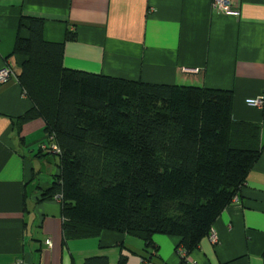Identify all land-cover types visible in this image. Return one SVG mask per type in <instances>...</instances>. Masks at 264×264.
<instances>
[{
    "label": "crops",
    "instance_id": "1",
    "mask_svg": "<svg viewBox=\"0 0 264 264\" xmlns=\"http://www.w3.org/2000/svg\"><path fill=\"white\" fill-rule=\"evenodd\" d=\"M212 2L0 0V69L13 73L0 84V264H84L93 257L179 264L183 249L178 237L154 235L151 251L139 238L107 230L64 242L61 207L43 199L50 181L39 176L44 163L47 174L55 172L38 155L45 123L18 125L33 102L17 79L27 57L14 48L17 38L28 37L31 19L43 21V41L62 45L65 69L231 93V120L259 128L261 153L209 233L185 252L186 262L264 264V0H236L232 14L217 13ZM258 97L260 107L246 104Z\"/></svg>",
    "mask_w": 264,
    "mask_h": 264
},
{
    "label": "trees",
    "instance_id": "2",
    "mask_svg": "<svg viewBox=\"0 0 264 264\" xmlns=\"http://www.w3.org/2000/svg\"><path fill=\"white\" fill-rule=\"evenodd\" d=\"M42 27L31 19L15 43L27 57L17 79L33 102L18 125L41 118L52 135L38 155L57 160L43 199L62 197L64 242L107 230L151 251L154 235L196 248L259 158V128L232 122L230 92L65 69L62 45L43 41Z\"/></svg>",
    "mask_w": 264,
    "mask_h": 264
},
{
    "label": "built area",
    "instance_id": "3",
    "mask_svg": "<svg viewBox=\"0 0 264 264\" xmlns=\"http://www.w3.org/2000/svg\"><path fill=\"white\" fill-rule=\"evenodd\" d=\"M236 0H213L212 2V8L214 11L217 13H224V14H232L234 13L233 5ZM198 71L195 70V73ZM13 76V73L11 72L10 68L8 66H5L0 69V84H5L7 83L11 77ZM246 104L252 107H260L262 105V97H258L255 99H250L246 101ZM52 139V135H46L45 136V141L40 143L39 148L42 152L48 151V146H47V140L50 141ZM51 151L55 152L58 149L55 146H50ZM54 202L57 204H61L62 202V197L60 195H56L54 197ZM211 241L213 244L217 242V238L212 235L211 236ZM50 240H45V245L50 246ZM177 255L180 258V263L179 264H187V257L185 255V251L183 249H178L177 250ZM22 264V263H20ZM140 264H149V259L148 257L140 259Z\"/></svg>",
    "mask_w": 264,
    "mask_h": 264
},
{
    "label": "rangeland",
    "instance_id": "4",
    "mask_svg": "<svg viewBox=\"0 0 264 264\" xmlns=\"http://www.w3.org/2000/svg\"><path fill=\"white\" fill-rule=\"evenodd\" d=\"M49 160L51 161L50 162V166L55 170V173H53L52 175H51V173L47 174V172H46V164L44 163L43 164V168L41 170V174L39 176H40V179H42L44 181L48 180L51 183V181L53 179V175L54 176H58V173L56 172V166H55L57 164V160L56 159H49ZM54 197L55 196H53V198L48 199V200H52L54 202Z\"/></svg>",
    "mask_w": 264,
    "mask_h": 264
}]
</instances>
